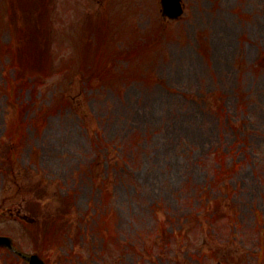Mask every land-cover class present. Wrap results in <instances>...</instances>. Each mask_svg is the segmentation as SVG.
Returning a JSON list of instances; mask_svg holds the SVG:
<instances>
[{
	"label": "rangeland",
	"instance_id": "obj_1",
	"mask_svg": "<svg viewBox=\"0 0 264 264\" xmlns=\"http://www.w3.org/2000/svg\"><path fill=\"white\" fill-rule=\"evenodd\" d=\"M182 3L167 19L160 0H0V234L16 248L264 264V0ZM0 264L26 263L0 248Z\"/></svg>",
	"mask_w": 264,
	"mask_h": 264
},
{
	"label": "water",
	"instance_id": "obj_2",
	"mask_svg": "<svg viewBox=\"0 0 264 264\" xmlns=\"http://www.w3.org/2000/svg\"><path fill=\"white\" fill-rule=\"evenodd\" d=\"M162 5L163 15L176 17L181 12L178 0H162ZM0 246L11 247V238L7 236H0ZM26 259L29 261V264H44V261L37 254L26 256Z\"/></svg>",
	"mask_w": 264,
	"mask_h": 264
}]
</instances>
